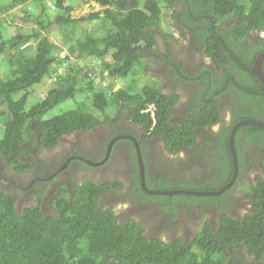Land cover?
Returning <instances> with one entry per match:
<instances>
[{
	"label": "trees",
	"instance_id": "1",
	"mask_svg": "<svg viewBox=\"0 0 264 264\" xmlns=\"http://www.w3.org/2000/svg\"><path fill=\"white\" fill-rule=\"evenodd\" d=\"M52 1L57 3V10L47 5L49 0H0V264H111L112 261L117 264H227L237 259L238 252L231 246L235 241H244L253 254L264 250V174H258L253 181L245 178L249 167L245 157L247 149L251 159L264 166V126L245 123L235 135L239 170L232 187L242 183L240 189L252 201L249 211L234 217L224 215L219 219V229L217 223L211 225L205 219L201 231L188 245L182 242L189 241L184 236H171L172 241L168 242L154 232L146 234L145 224L135 218H122L119 210L118 223V214L110 207L104 210L98 203L101 195L116 187L105 175L100 178L93 171L103 168L113 136L129 132L126 125L119 123L118 113L124 111L133 122L144 125L147 130L153 128L154 134L162 136L172 152L197 142V133L203 127L222 122L218 130L202 132L204 148L207 145L210 150L206 152L213 155L212 176L204 181L205 191L220 190L230 182L234 167L229 137L234 125L244 118L264 121V85L250 70L256 57L264 51V35L251 33V30H264V0H188V20L206 26L205 37L197 34L201 38L199 43L206 44L209 62L194 64L192 70H185L184 59L169 61L178 74H185L195 84L191 88L194 93L189 102L190 116L179 126L168 121L178 96L160 98L155 85L137 82L149 65L143 51L156 48L160 28L172 23L163 8L168 0H95L104 9L78 18L73 17L74 5L68 0ZM167 5L173 7L170 2ZM17 9L21 10L12 12ZM54 11L57 13L52 16ZM86 20L96 22V29L85 28L77 38L76 31L67 32ZM14 21L28 23V28L17 25L15 34H10L8 24ZM59 30L65 31L63 42L72 55L101 58L110 76L123 74L126 78L121 88L115 91L100 88L79 63H71L67 74L59 77L42 101L38 100L40 90L46 86L38 84L52 75V70L56 72L58 46L51 39V33ZM27 43L24 49L20 47ZM152 103L157 106L155 127L151 112H143ZM61 105V114L46 117ZM224 109L230 111V122L224 116ZM109 123L116 128L106 132V140L100 132L105 151L99 160H92L102 162L87 161L93 156L91 153L85 159H75L90 173L83 175L82 183L75 182L73 169L69 167L74 178L68 180L74 187L70 191V185L60 186L51 200L57 214L44 210L43 190L38 188L34 193L38 203L19 208L20 194L11 189L19 187L18 179L16 176L10 179L4 174L6 170L23 174L34 169L35 173H44L48 170L47 164L43 162L45 158L38 159L39 153L53 152L64 135L80 130L90 132L98 127L102 131ZM117 123L126 130L119 132ZM72 154L63 155V162ZM4 177L13 181L10 187L2 185ZM137 185L141 189L139 182ZM228 191L162 197L169 206L178 197L189 198L193 203L220 201ZM231 198L235 197L231 194ZM117 202L111 199L110 206ZM258 253L257 257L261 258L262 252Z\"/></svg>",
	"mask_w": 264,
	"mask_h": 264
},
{
	"label": "clouds",
	"instance_id": "2",
	"mask_svg": "<svg viewBox=\"0 0 264 264\" xmlns=\"http://www.w3.org/2000/svg\"><path fill=\"white\" fill-rule=\"evenodd\" d=\"M90 1L91 0H88V3H90ZM168 2L172 3V5H173L172 8H168V5H167ZM188 5H189L188 0H168L167 2L164 3V7H163L164 8V12H166L167 9H171V14H172L171 16L174 17V22L172 23V27H170L171 32H169V33L173 37H181L182 35L186 34L187 30H190L193 33L192 39L195 42V44L197 46L201 45L200 47L205 49L206 48V44L199 43L200 42L199 40L201 38L198 36L197 33H199L203 37H205L206 36L205 34L207 32L206 26L203 23H200V22L194 23V22H190L188 20L187 10L190 8ZM49 7H51V9H53V10H57L58 9L57 3L54 2V1L49 3ZM174 8L176 9L175 11H174ZM103 9H104V7L102 9H100V10H103ZM100 10H98V11H100ZM84 15H88V14H84ZM227 23H230V22H227ZM156 27H158V26H156ZM54 32L55 31H53L51 34H53ZM56 32L61 33L62 34V36H61L62 38H59V41H56V40L53 41L58 46V49L56 50V56L58 58V62H57V64L54 67V70H56V72H52V75H51V81H52L51 85L52 86L55 84V82L57 80H59V77L61 75L67 74V72L69 71V65L71 63H79V65L81 66L83 71L86 72L91 78H93L95 83H96V85L99 86L100 88L109 87L112 91H115V90L121 88V86L123 85V82L125 81L124 78H126L123 74L116 73L114 76H110L109 72L104 70L101 58H95V57L78 58L77 56L72 55L70 53L68 47H66L64 45V42H63V39H64L63 38V34L65 33V31L64 30H59V31H56ZM67 32H68V29H67ZM71 32H75V30H73ZM262 32H264V30H251V33H259V34L263 35ZM157 37H158L157 39H159V33L157 34ZM75 38H77V37H75ZM27 45H28V43L24 44V45L22 44L20 47L24 49V47L27 46ZM157 47H158V43H157ZM157 47L154 48V49H147V50L143 51V56L145 57V60L148 61L149 64L153 62V59L149 56V53L155 51L157 49ZM205 53H206V49H205ZM67 57H69V59H67ZM205 58H207L209 60V56H207V54H206ZM108 59L110 60V58H107V60ZM171 59L176 60V61H182V60L180 58H176L174 56L173 51H171V50H170V52L165 54V64L167 65V69L170 71L171 79L175 80L174 81L175 82L174 85L165 84L164 82H162L161 75H153L152 72L148 71L147 68H148L149 65L145 68V74H144V76H142V77H145L144 82L142 80H140V78H142L141 74L139 75V81L137 80V82L138 83L140 82L139 84H141V85L142 84L143 85H155L156 89L158 88V90H159L158 93H159V97L160 98H162L165 95H177L178 96L177 101L172 106L173 110H172L170 119L168 121L174 126H179V125H182L183 122L190 116L189 113L191 112V110H188V108H189V100L190 99L185 95V93H186L187 89H189V92H191V93H193V91H191V87L188 84H185V82L188 83V82H193V81H192L191 78H188L185 74H178L175 66H172L171 64H169V61ZM182 68L187 70L186 66H182ZM149 77L151 78L150 82H148ZM127 80H129V79H127ZM149 83H155V84H149ZM172 86H175L178 89L173 90V89H171ZM43 89H44V94H45V95L44 94L43 95H44V98H45L46 95H48L49 91L46 93L47 86H45V88H43ZM40 101H42V100H40ZM156 109H157L156 103H152L149 107H147V108H145L143 110V112H145V113L151 112V116H152V119H153V127H155V123H156V121H155V118H156L155 110ZM126 111L129 113L128 110H126ZM182 114H185V117H184V119L181 120V119H179V116H181ZM118 116L120 118L119 123L121 125H126V127H127L129 132H125L123 134L118 133L119 135H117V137L121 136V139L120 138H118V139L122 140L124 143H127V141H129V142L132 143V146H133L131 164H132V168H133V175L132 176H133L134 182L136 184V189L135 188H130V187H128V186H126L124 184V181L127 182L126 178H124L123 181H117V182L109 179V180H111V182L114 183L113 186L116 187V188H115V190H110L111 192L109 191L108 193L100 196V199L98 200V203H99V206H101V208H103L104 210L109 209V207L104 208L103 205H102V202H103L104 198H106L105 201L110 202V200L112 199L111 197H114V194L116 196L115 198H119V196H127L128 198L125 201H123L122 204L118 205V203H115L113 205L114 207L110 206V208H112V210L115 212V214H118V210L120 212L121 211L120 208L124 207L123 203L128 205L129 201L133 198V195L135 194L134 191L138 190V185H137L138 182L140 183V185H142L141 165L139 163L137 145H139L140 150L142 152L141 155H142L143 162H144L145 180H146L147 186H148V188L150 190H159V189H155V188H151L150 187V181H154V180L156 182H158V183H163V182H166V181H173V180H175L177 178H179V180H181V179L186 177L189 180H191L192 182H196L189 176V174L192 173L191 167L184 168L185 172L183 173V175L181 177L178 176L180 171H181V168H182L181 165L183 163H185V162L190 161L191 159H194L195 162H198L201 165H206L207 164L208 159L204 158L205 156L201 152H199V151L197 152L196 150L189 151L187 157H182L181 156L183 153H185V152L181 153V150L184 149V148L191 147V146L195 145L196 141L190 146L182 147L178 151L172 152V151H170L167 148V145H166V142H165L164 138L162 136H160V135L154 134L153 128L147 130L144 127V125L133 122L128 117L126 112L121 113V111H120L118 113ZM103 118H105V117H103ZM114 118L118 119L116 116H114ZM230 121H231V118H230L229 122ZM120 124L117 123L119 131H125L126 129L123 126H121ZM108 125L110 126V123ZM216 125H218V128H217V130H218L219 127H220V123H218ZM214 126L215 125H213V126H205L208 129L205 130V129H203L204 128L203 127L201 129V131H199V132H201V134H202L203 131L214 130ZM98 129H99V127L95 128L94 130H92L90 132H85V131H81L80 130L78 132H74L72 134H68V135H64V136H71V135L78 136V139L76 140V142L80 146L79 142L81 141V138H82V137L79 136L80 133H82L83 136H87V135L94 136L93 134L97 133V131H99ZM126 134L129 137H123V135H126ZM95 135L97 137V136L100 135V133L98 135L97 134H95ZM130 136H133L134 138H132ZM63 137L61 138L62 142H63ZM152 138H153L154 144L156 143L157 146H163L164 145L158 154H156V151L154 152L155 148L152 149V147L150 145L146 144V143H144L143 147H141V139H145V142H146V141H148V140H150ZM67 142H68V140H67ZM143 142L144 141H142V143ZM114 143H113V145H114ZM113 145H112V147H113ZM95 146H96V144L94 146L90 147V148H85V149L80 148L78 151L82 152L84 150L90 149V150H92V151H94L96 153V151L93 149V148H96ZM142 148H143V151H142ZM73 150L76 151V148H74ZM163 150H166V151H163ZM110 151L107 152L108 156H107V158L103 159V161H106L108 159ZM203 152H205L206 154H210V153H207L206 151H203ZM68 153L69 152H67V150H65V151H62V153L57 158L55 156L51 157V159L54 158L55 161H60L61 164L63 163V169L57 171V173L56 172L53 173V172L57 169V167L59 166L60 163L57 165L55 170H54L53 166L48 167V164H47L46 166H47L48 170L45 171L44 173H41V172L35 173L36 170H34V169L25 171L24 173L31 174V171H33V175L34 176L46 175V176H49V179L50 178H54L53 181H56V180L58 181V180L61 179V175H65L66 173H69V172L71 173L72 172L70 170V168L65 165V163H69L70 164L71 161H72V163H74L75 161L79 162V161L75 160L77 157H69L66 161L63 162V155H66ZM95 153L93 154L91 159L87 158V161L91 162V164H93V163L100 164L102 161H97V162H93L92 161L93 159H99V158H97V153L96 154ZM153 154L156 155V163L157 164H162L161 157H159L160 154L166 155V156H168L170 158H174V157L176 158L175 161L173 162V164L172 163L169 164V166H168L169 169H168L167 173L165 172V170L153 171L151 169V166H152V158H151V156ZM75 156H77V155L75 154ZM78 157L79 158H84L82 156H78ZM110 160H111V158H110ZM110 160L107 163H109ZM128 160H129V158H128ZM137 167H138V170H137ZM148 168H149V172H148ZM82 169L84 171L85 169H88V168L84 167ZM93 171H95L97 173V170H93ZM123 172H124V170H123ZM195 172L197 173V177L200 176V179L209 178V176H212V172H211L210 168L207 169L205 172H201V171H195ZM204 173L207 174L208 176L207 177H203ZM171 174H173V179L172 180H167L168 177L171 176ZM66 176H67L68 179L74 178L72 173L69 176L68 175H66ZM74 176H75V174H74ZM29 177H30V175H29ZM29 177H28V179H29ZM106 178H107V176H106ZM18 182H20V181H18ZM26 182H28V180H26ZM1 183H2V185H4V183H8V187H10L12 185L10 179L7 178V177L2 178ZM80 183H82V182H80ZM119 183H121V184H119ZM232 185H231V187H232ZM23 186H25V185H23ZM26 186H29V184H26ZM46 186H47L46 184H43L42 188L40 189V190H43L42 194L44 195V202H43L44 210L45 211L47 210V211H49L51 213L57 214L58 211H57L56 207H54V205H53V203L51 201L52 199H54L56 197V193H54L53 195L50 194L49 197L46 200L45 199ZM14 187H17V186H14ZM14 187H11V189H13V191H18V193L20 194V197L17 200L18 206L20 208L22 203L25 202L24 201L25 193H23L21 190H23V191H25V190L24 189H20L19 187H17V188H14ZM224 187L225 186H223L222 188H224ZM34 188L36 190L35 186H34ZM230 188H228V189H230ZM178 189H183V188H173V189H169V191L178 190ZM144 190L146 192L150 193V194L158 195V197H160L161 200L163 198L162 196L170 195V194H159V193L155 194V193H151V192L147 191L146 189H144ZM185 190H188V189H185ZM192 191H203V190H192ZM209 191H211V190H209ZM26 192H28V191H26ZM174 194L191 195V194H194V193H174ZM174 194H171V195H174ZM194 195H199V194H194ZM183 198L189 199V198H186V197H183ZM189 200H191V199H189ZM38 201H39L38 198L34 197V202L30 201V202H27V203L36 204V203H38ZM49 201H50V203H49ZM45 204H47V205H45ZM118 206H119V208H118ZM188 211H189V207H185L184 213H188ZM117 222L119 223L118 218H117ZM151 222H152V219H150L149 224H152ZM148 227L149 226H147L146 234H149V232H150L148 230ZM200 231H201V227L199 229V232ZM159 237H162L165 241H168V242L172 241V239L170 238L171 235H170V233H167V231L162 232L159 235ZM188 239L190 240V238H188ZM182 242L185 245L191 244V242H189V241L185 242V241L182 240ZM259 251L262 252L261 253L262 257L261 258L257 257V254L260 255L258 253ZM258 252H257V254H255V253L254 254L252 253V254L256 255L257 261L263 262L262 259L264 257V250L260 249V250H258ZM228 260H229V258H228ZM229 263H230V260H229V262H227V264H229ZM111 264H117V262L116 261H112Z\"/></svg>",
	"mask_w": 264,
	"mask_h": 264
},
{
	"label": "flooded vegetation",
	"instance_id": "3",
	"mask_svg": "<svg viewBox=\"0 0 264 264\" xmlns=\"http://www.w3.org/2000/svg\"><path fill=\"white\" fill-rule=\"evenodd\" d=\"M193 62V63H192ZM192 64L189 65V70H192V67L194 64H199V63H208L207 58L203 55L195 54L194 55V60H192ZM171 79V77H170ZM185 82V81H184ZM175 82L173 81L174 85ZM185 84H188L191 88L194 87L193 82H188ZM188 90V91H187ZM186 90L185 95L190 99L192 98V94L189 92V89ZM224 99L221 98V102ZM191 100H189L190 102ZM192 107L189 106L188 110H191ZM226 111V109H224ZM230 118L231 114L230 111L227 110ZM185 114H182L179 116V119H184ZM229 121V119H227ZM223 123L220 122V126H222ZM108 130H102L101 131V137H104L106 140V132L111 133L116 127L115 125L110 123V126L108 125ZM203 129L207 130V127H204ZM121 132V131H119ZM107 133V135H108ZM119 135L118 133L113 136V138L117 137ZM95 140H100L101 137L100 135L96 137V135L91 136ZM112 140V139H111ZM110 140V142H111ZM119 140V139H118ZM116 141L114 143V148H116V151H113V148L111 149L109 153L108 159L105 161V164L110 160L109 163L106 165L104 164L103 168L95 173L98 175L100 178L103 177L104 175L107 176V179H111L113 181H123L124 178H126L127 182L124 181V184L130 188H135L136 189V184L133 179V168L131 164V158H132V143L127 141V143H124L122 140ZM142 141H144L142 143ZM144 143L150 145L152 149H154V152L156 151V154L160 152L162 147L164 146H157V144H154L153 138L146 141L145 139H141V147H143ZM95 144H92L94 146ZM67 147V152L68 154L73 153L72 155H69V157H78L75 156V154L80 153L82 157H86L88 155L94 154L95 152L88 149L84 150L82 152H79L78 150L81 148L77 142H72L70 146L66 144ZM96 148H93L96 153H97V158H101L104 154L105 147L104 145L97 144L96 143ZM76 148V151L73 149ZM206 149H209V147L206 145ZM204 148L203 140H202V134L201 132H198L197 134V142L195 145L191 147H187L181 150L182 152H185L188 154L189 151L191 150H196L197 152H201L205 157L210 155L206 154L203 151H206ZM210 150V149H209ZM249 149L246 151V164H249V167L245 173V178L250 179L251 181L255 180L258 174H264V166H260L259 163H255L256 161H253L252 155L249 154ZM143 151V148H142ZM166 151V150H163ZM107 152H108V147L106 151V156L107 158ZM254 152V150H253ZM95 153V154H96ZM39 156V154L37 155ZM52 157V156H51ZM45 158L43 160L44 164H48V167L54 166V170L56 169L57 165L60 163V161H55L54 158L51 159ZM159 157H161V162L162 164H157L156 163V155L153 154L151 156L152 158V166L151 169L153 171L159 170H165V172H168V166L169 164H173L175 161L174 158H170L166 155L160 154ZM81 158V159H84ZM104 158V159H105ZM129 158V160H128ZM91 159V158H90ZM264 159V156H263ZM262 159V160H263ZM50 160V161H49ZM99 160V159H98ZM49 161V162H48ZM70 168L73 169V174H75L76 181L75 182H82L83 175L87 173V169L83 171L82 168V162H74L72 164H69ZM63 169V163L59 164L57 169L53 173H57V171ZM124 170V172H123ZM122 171V172H121ZM149 172V168H148ZM185 172L184 168H181V171L179 173V177L183 175ZM71 173H66L65 175H61L60 180L53 181L54 178H50L49 176L43 175V176H34L33 171H31L30 177L28 182H17L16 185H19L20 189H24L25 191L21 190L23 193H25L24 201L25 202H34V193L36 192L34 186L38 188L39 190L42 188L43 184H46V189H45V199L49 197V195H53L54 193H57V190L60 188V186L64 184L70 185V191L73 190V185H71L73 182L68 180L66 175H70ZM53 175V174H52ZM93 176H95L92 173ZM51 176V175H50ZM189 176L192 177L194 181L197 183L204 182L207 178L200 179V176L197 177L194 173L189 174ZM173 179V174H171L170 177H168L167 180H172ZM242 182V181H241ZM13 184V181H12ZM26 184H29V186H26ZM240 184V182H239ZM238 184V185H239ZM25 185V186H23ZM237 185V186H238ZM224 186V185H223ZM236 187H231L229 189V193L225 196V198L221 199L220 201L217 200H203V201H196L195 203L192 202V200L185 199L183 197H179L178 199H174L170 205H166L167 201L166 200H161L158 195L150 194L146 192L141 185V189L138 188V190L134 191L135 194L133 195V198L129 201L128 205L124 204V207H121V215L122 218H135L137 221H139L142 224H145L148 227V230L150 232H154V235L159 236L162 232L168 231L171 236H184L185 238H190L189 242H193L195 239L196 235L199 233V229L203 224V221L206 219L208 220L209 224H214L217 223L216 228L219 229L220 226V221L219 219L223 217L224 215H228L229 217H234L238 216L240 213L241 215H245L251 205L252 201L247 197L245 191H242L240 189V186L238 188ZM17 188V187H14ZM237 188V189H236ZM115 190V189H111ZM28 191V192H26ZM111 192V191H110ZM231 194L233 195L234 200L231 198ZM111 197V196H110ZM112 199H117L115 197H111ZM106 198H104L102 205L104 208L110 207V202L105 201ZM174 204V205H173ZM47 205V204H45ZM114 207V206H112ZM185 207H189L188 213H184ZM44 208V207H43ZM237 208V209H236ZM150 219L152 221L154 220V223L151 222L152 224H149ZM118 221H120L119 213H118ZM127 222V221H126ZM236 252H238L237 259L230 260L231 264H264V257L262 259L263 262L257 261L256 255H253L250 253V249L246 245L244 241H235L234 244L231 245ZM238 257L240 259H238ZM232 261V262H231ZM229 263V264H230Z\"/></svg>",
	"mask_w": 264,
	"mask_h": 264
},
{
	"label": "rangeland",
	"instance_id": "4",
	"mask_svg": "<svg viewBox=\"0 0 264 264\" xmlns=\"http://www.w3.org/2000/svg\"><path fill=\"white\" fill-rule=\"evenodd\" d=\"M69 2H71L74 6V11L72 12V14L76 17H81L83 14H89L91 12H95L98 11L100 9H102L103 7H101L100 4H98L95 0H91L90 3H88V1L86 0H69ZM65 4V2H63ZM21 9H17L14 10L12 12L18 11ZM176 9L174 8V11ZM11 12V13H12ZM61 12V11H60ZM57 12H53L52 16H54ZM7 15V14H6ZM6 15H4V17H6ZM165 15H167L168 17L172 18V23L174 22V17L171 16V9H167L165 12ZM172 23L169 27H162L163 29L160 28V32H159V39H158V47L155 51L150 52L149 55L150 57L153 59V62L149 64L147 70L152 72L153 75H161V79L162 82H164L167 85H171L173 84V79H170V71L167 69V65L165 64V54L173 51L174 56L176 58H180L181 60H185L187 62V68L189 69V65L192 64V60H194V55L195 54H199V55H204L206 56L205 53V49L202 47H198L195 42L192 39L193 33L190 30H187L186 34L182 35L181 37H173L170 35L169 32H171L170 27H172ZM8 28L9 29V33L10 34H15V31L17 30V25L20 26H25V28L23 29H27V25L28 23H16L14 21L10 22L8 24ZM97 23L96 22H91V21H83L80 24H77L76 26H74V30L76 31V37L81 36V32L83 29L85 28H89L90 30H95L97 27ZM159 28V27H158ZM73 30H68V32H71ZM262 34L264 35V32H262ZM62 34L58 33V32H54L53 34H51V39L54 41H59V38L61 37ZM207 61H209L207 59ZM192 62V63H191ZM53 69V68H52ZM53 72V70H52ZM140 80H142L144 82L145 77L140 78ZM51 74L46 76L45 79L43 80V82L40 85L45 84L47 86V91L46 93L49 91L51 85ZM140 83V82H139ZM171 89L176 90L178 88H176L175 86H172ZM42 94H41V93ZM39 92V96H38V100H42L44 98V89H41ZM44 94V95H43ZM223 101V100H222ZM64 105V104H63ZM59 106L57 108H55L54 110H52L51 112H49V114L46 117H49L53 114H61L59 113V110L61 109V107L63 106ZM121 113H124V111H121ZM224 116L230 120V115L226 109V111H224ZM218 125L214 126V130H217ZM103 130H108L107 128H104ZM101 131H97V133L95 134H99ZM81 138V141L79 142L80 146L82 149L85 148H90L92 147V144H101L102 141L100 140H95L94 138H92L90 135L87 136H83L82 133H80L79 135ZM104 138V137H103ZM78 139V136L76 135H71V136H64L63 137V142L61 141L60 144L53 148L54 152L51 151H45V152H41L39 153V158L38 159H43V158H49L51 156H55L56 158L62 153V151L67 150L66 144L68 146L71 145L72 142H75ZM68 140V142H67ZM54 153V154H53ZM50 155V156H48ZM182 157H187L188 154L183 153L181 155ZM208 162L206 165H201L198 162H195L194 159H191L188 162H185L181 165L182 168H188L191 167V171L192 173H194L197 176V173L195 171H201V172H205L207 169L212 167V158L213 155L210 154L208 156ZM138 170V167H137ZM7 172H4V174L8 175L10 177V179L13 176H16L18 181L20 182H25L28 177H29V173H17L14 171H9L6 170ZM88 171V170H87ZM90 172V170L88 171ZM208 175L204 173L203 177H207ZM191 177V176H190ZM210 177V176H209ZM192 178V177H191ZM242 183H240L238 186H241ZM4 187L7 188L8 187V183H4ZM150 187L151 188H155V189H159V190H169V189H173V188H183V189H188V190H206V183L205 182H201V183H197V182H189L186 178H183V180H179V178L173 180V181H166L163 183H158L155 180L154 181H150ZM128 197L127 196H119V198H117L116 200L118 201V205L122 204L123 201H125ZM162 200H164V198H162ZM26 204H29L27 202H23L21 205V208L26 206ZM124 205V203H123ZM119 208V206H118Z\"/></svg>",
	"mask_w": 264,
	"mask_h": 264
},
{
	"label": "water",
	"instance_id": "5",
	"mask_svg": "<svg viewBox=\"0 0 264 264\" xmlns=\"http://www.w3.org/2000/svg\"><path fill=\"white\" fill-rule=\"evenodd\" d=\"M264 60V51L261 52L255 59L254 64L252 67H250V70L252 72H254L255 74H257L259 76V78L261 79L263 85H264V71L262 70V62ZM245 123H254L257 125H261L264 126V121L263 120H259V119H255V118H244L240 121H238L231 132V135L229 137V146H230V150L232 153V160H233V167H234V173H233V178L232 180L227 183L225 185L224 188L217 190V191H192V190H185V189H178V190H150L147 186L146 180H145V171H144V162H143V158H142V152L140 150L139 145H137V151H138V156H139V163L141 165V180H142V187L144 189H146L147 191L151 192V193H155V194H174V193H194V194H199V195H215L218 193H222L223 191H225L226 189L230 188L231 185L234 183L235 178L238 174V170H239V164H238V156L236 153V147H235V135L236 132L239 128L240 125L245 124ZM123 137H129L127 134L123 135ZM132 138H134L133 136H130ZM121 138L120 137H116L113 138L111 140V142L108 145V152L111 150L113 143L118 139ZM138 144V143H137ZM95 164V163H93ZM97 164V163H96Z\"/></svg>",
	"mask_w": 264,
	"mask_h": 264
},
{
	"label": "bare ground",
	"instance_id": "6",
	"mask_svg": "<svg viewBox=\"0 0 264 264\" xmlns=\"http://www.w3.org/2000/svg\"><path fill=\"white\" fill-rule=\"evenodd\" d=\"M50 2H52V0H49V2L47 3L48 6H49V3H50ZM21 7H23V6H21ZM50 8H51V7H50ZM52 10H53V9H52ZM73 11H74V10H73ZM73 11H72V12H73ZM72 15H73V14H72ZM83 15H84V14H83ZM73 17H74V18H78V17H76V16H74V15H73ZM149 56H150V55H149ZM187 91H188V90H187ZM65 165H66L67 167H69V163H65ZM3 186H4V185H3ZM152 222L154 223V220H153Z\"/></svg>",
	"mask_w": 264,
	"mask_h": 264
}]
</instances>
